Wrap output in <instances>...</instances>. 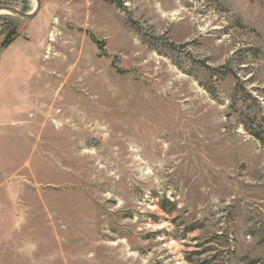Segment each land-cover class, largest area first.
<instances>
[{"label": "rangeland", "instance_id": "obj_1", "mask_svg": "<svg viewBox=\"0 0 264 264\" xmlns=\"http://www.w3.org/2000/svg\"><path fill=\"white\" fill-rule=\"evenodd\" d=\"M3 50L0 264H264V0H40Z\"/></svg>", "mask_w": 264, "mask_h": 264}, {"label": "water", "instance_id": "obj_2", "mask_svg": "<svg viewBox=\"0 0 264 264\" xmlns=\"http://www.w3.org/2000/svg\"><path fill=\"white\" fill-rule=\"evenodd\" d=\"M35 2H36L35 7L30 12H23V11L17 9L16 7L9 6V5H0V11H5L11 15H15V16H18L20 18L32 19L33 17H35V15L39 11V7H40V0H35Z\"/></svg>", "mask_w": 264, "mask_h": 264}, {"label": "crops", "instance_id": "obj_3", "mask_svg": "<svg viewBox=\"0 0 264 264\" xmlns=\"http://www.w3.org/2000/svg\"><path fill=\"white\" fill-rule=\"evenodd\" d=\"M16 38H20L21 40H22V42H25L26 40H23L21 37H15L11 42H13ZM5 50V49H4ZM4 50L1 52V54H0V76H1V73H2V67H3V65H4ZM27 56H29V55H26V56H24V57H22V58H25V57H27ZM20 59H21V57H20ZM19 60V59H18ZM18 62V61H17ZM16 67L15 68H17V66H18V64L17 65H15ZM14 75H17V76H19V77H21V78H23V80H24V75H23V77H22V75L19 73V71H15V73H14ZM22 80L20 79V82H21ZM23 82H25V80L24 81H22L21 83H23ZM2 98H4V97H2L1 95H0V102H3L4 100L2 99ZM8 111H7V109L5 108V107H0V121L1 120H3V118L5 119V116H6V113H7Z\"/></svg>", "mask_w": 264, "mask_h": 264}, {"label": "trees", "instance_id": "obj_4", "mask_svg": "<svg viewBox=\"0 0 264 264\" xmlns=\"http://www.w3.org/2000/svg\"><path fill=\"white\" fill-rule=\"evenodd\" d=\"M10 35H8V36H6L4 39H3V41L1 42V47H6L12 40H13V38H14V34H12V33H9ZM170 45H174L173 43H169ZM253 135L254 136H256V134H254L253 133ZM256 137H258L259 138V136L257 135ZM163 207H164V205H163ZM194 229H196V228H191V230L190 231H192V230H194ZM246 262V264H255L256 262H257V260H247V261H245Z\"/></svg>", "mask_w": 264, "mask_h": 264}, {"label": "bare ground", "instance_id": "obj_5", "mask_svg": "<svg viewBox=\"0 0 264 264\" xmlns=\"http://www.w3.org/2000/svg\"><path fill=\"white\" fill-rule=\"evenodd\" d=\"M35 1V0H34ZM0 13H7V12H5V11H0ZM7 14H9V13H7Z\"/></svg>", "mask_w": 264, "mask_h": 264}]
</instances>
